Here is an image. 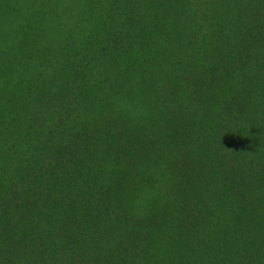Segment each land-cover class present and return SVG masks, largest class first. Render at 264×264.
Segmentation results:
<instances>
[{
  "label": "trees",
  "instance_id": "obj_1",
  "mask_svg": "<svg viewBox=\"0 0 264 264\" xmlns=\"http://www.w3.org/2000/svg\"><path fill=\"white\" fill-rule=\"evenodd\" d=\"M0 264H264V0H0Z\"/></svg>",
  "mask_w": 264,
  "mask_h": 264
}]
</instances>
